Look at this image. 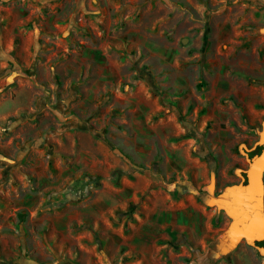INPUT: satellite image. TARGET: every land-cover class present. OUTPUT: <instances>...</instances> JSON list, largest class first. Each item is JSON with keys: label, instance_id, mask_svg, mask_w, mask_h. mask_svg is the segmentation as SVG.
Here are the masks:
<instances>
[{"label": "rangeland", "instance_id": "374dc122", "mask_svg": "<svg viewBox=\"0 0 264 264\" xmlns=\"http://www.w3.org/2000/svg\"><path fill=\"white\" fill-rule=\"evenodd\" d=\"M263 120L264 0H0V264H129L151 189L235 203Z\"/></svg>", "mask_w": 264, "mask_h": 264}, {"label": "crops", "instance_id": "0c3cea01", "mask_svg": "<svg viewBox=\"0 0 264 264\" xmlns=\"http://www.w3.org/2000/svg\"><path fill=\"white\" fill-rule=\"evenodd\" d=\"M178 153L187 158L183 172L189 171L188 166L195 167L196 184H207L206 165L201 159L183 146L174 149L173 155ZM183 167L175 166L170 172ZM131 182L135 198L154 183L149 175L142 174ZM182 193L156 187L146 194L142 208L135 213L137 230L126 241L129 264H264V251L233 232L229 205L222 204L226 199L207 193Z\"/></svg>", "mask_w": 264, "mask_h": 264}, {"label": "water", "instance_id": "95a60500", "mask_svg": "<svg viewBox=\"0 0 264 264\" xmlns=\"http://www.w3.org/2000/svg\"><path fill=\"white\" fill-rule=\"evenodd\" d=\"M260 143L262 151L250 160L244 182L234 186L235 203L227 207L236 237L253 245L264 240V120Z\"/></svg>", "mask_w": 264, "mask_h": 264}, {"label": "trees", "instance_id": "16d2710c", "mask_svg": "<svg viewBox=\"0 0 264 264\" xmlns=\"http://www.w3.org/2000/svg\"><path fill=\"white\" fill-rule=\"evenodd\" d=\"M262 149H263V145H259L257 147V149H255V150H253V151L250 152V155L252 157H255L256 155L260 154V152L262 151ZM231 241L233 242V239H231ZM254 245L257 246V247H259L261 251H264V240H262V241H256L254 243ZM232 247L233 246H231V248Z\"/></svg>", "mask_w": 264, "mask_h": 264}]
</instances>
